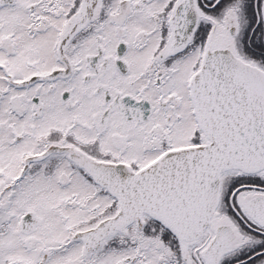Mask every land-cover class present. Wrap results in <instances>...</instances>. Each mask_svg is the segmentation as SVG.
<instances>
[{"label": "snow or ice", "instance_id": "snow-or-ice-1", "mask_svg": "<svg viewBox=\"0 0 264 264\" xmlns=\"http://www.w3.org/2000/svg\"><path fill=\"white\" fill-rule=\"evenodd\" d=\"M0 264H264V0H0Z\"/></svg>", "mask_w": 264, "mask_h": 264}]
</instances>
